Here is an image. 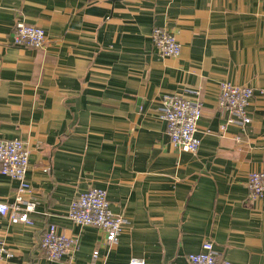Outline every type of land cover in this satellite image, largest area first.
Listing matches in <instances>:
<instances>
[{
    "label": "crops",
    "instance_id": "1",
    "mask_svg": "<svg viewBox=\"0 0 264 264\" xmlns=\"http://www.w3.org/2000/svg\"><path fill=\"white\" fill-rule=\"evenodd\" d=\"M17 22L45 43L16 46ZM154 28L172 31L178 57L160 56ZM253 90L246 127L227 123L219 84ZM198 91L197 153L175 150L163 97ZM0 139L29 149L23 202L31 225L0 215V264H188L204 241L219 261L264 264V0H0ZM1 169V165H0ZM18 183L0 173V202ZM106 191L125 224L117 243L67 217L75 197ZM50 225L77 242L59 261L40 250Z\"/></svg>",
    "mask_w": 264,
    "mask_h": 264
},
{
    "label": "built area",
    "instance_id": "2",
    "mask_svg": "<svg viewBox=\"0 0 264 264\" xmlns=\"http://www.w3.org/2000/svg\"><path fill=\"white\" fill-rule=\"evenodd\" d=\"M151 40L157 53L163 57H178L181 45L175 34L167 28H154ZM13 43L33 49L42 48L45 33L42 28L17 22L13 32ZM191 96L172 94L163 97L158 110L159 119L166 124V133L172 147L180 152L195 154L200 145L196 137L198 121L202 114V103L198 91H188ZM253 90L247 86L234 85L228 81L219 84L218 107L226 111L230 117L227 123H237L242 127L250 122L247 113ZM29 149L20 139H0V173L18 183L17 193L11 204L0 202V215L10 220L31 225L28 217L33 212L34 202H23V193L29 185L26 173L29 165ZM248 198L255 200L264 193V171L251 172L247 179ZM67 217L80 226L99 228L104 233L105 242L109 245L117 243L123 231L125 220L121 215L114 214L109 208L106 191L101 188H90L80 193L71 201ZM75 239L58 233L55 225H50L42 236L40 250L51 261H59L76 249ZM7 255L0 247V259ZM98 253L93 252L89 264H97ZM188 264H230L219 261L211 241H204L198 253L187 257ZM129 264H145L144 260L133 258Z\"/></svg>",
    "mask_w": 264,
    "mask_h": 264
}]
</instances>
